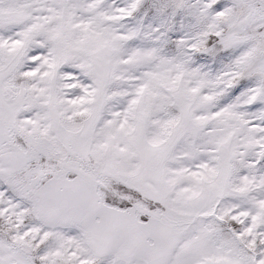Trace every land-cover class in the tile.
Masks as SVG:
<instances>
[{"label": "snow or ice", "instance_id": "1", "mask_svg": "<svg viewBox=\"0 0 264 264\" xmlns=\"http://www.w3.org/2000/svg\"><path fill=\"white\" fill-rule=\"evenodd\" d=\"M0 264H264V0H0Z\"/></svg>", "mask_w": 264, "mask_h": 264}]
</instances>
